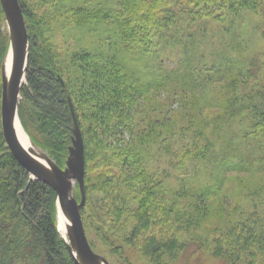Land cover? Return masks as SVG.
<instances>
[{
  "label": "trees",
  "instance_id": "trees-1",
  "mask_svg": "<svg viewBox=\"0 0 264 264\" xmlns=\"http://www.w3.org/2000/svg\"><path fill=\"white\" fill-rule=\"evenodd\" d=\"M19 1L30 41L19 115L64 167L71 97L85 147L87 235L118 250L122 239L153 264H172L190 242L226 264H264V83L236 41L263 0ZM212 22L224 42L213 75L195 63ZM73 30L75 45L54 42ZM169 47L184 57L175 68L160 61ZM8 48L0 2V264H76L58 229L57 192L31 179L4 136Z\"/></svg>",
  "mask_w": 264,
  "mask_h": 264
},
{
  "label": "water",
  "instance_id": "water-1",
  "mask_svg": "<svg viewBox=\"0 0 264 264\" xmlns=\"http://www.w3.org/2000/svg\"><path fill=\"white\" fill-rule=\"evenodd\" d=\"M0 2L9 35V48L1 64L2 127L7 145L18 161L30 172L31 179L42 180L57 192L58 229L61 219L66 227V236L62 234L61 236L76 264H110L104 256L93 250L82 218V210L86 203L85 147L71 97L69 96V101L74 119V135L64 167L29 136L28 146L23 145L19 139L18 123L22 126L19 101L22 88L27 82L30 41L20 1ZM76 185L80 188L81 200L75 196Z\"/></svg>",
  "mask_w": 264,
  "mask_h": 264
},
{
  "label": "rangeland",
  "instance_id": "rangeland-1",
  "mask_svg": "<svg viewBox=\"0 0 264 264\" xmlns=\"http://www.w3.org/2000/svg\"><path fill=\"white\" fill-rule=\"evenodd\" d=\"M198 23L200 22H197V25L192 26L193 31L191 32L194 35L196 34V32L198 35V31L200 28ZM212 25L214 28H212L209 24L207 25V30L204 31L210 37L209 41L206 43V45H204L203 48V50L206 51V57L201 62L196 61L195 63L196 64L199 63V65H201V67L198 66L199 68H202V66L208 67L209 70H207V72L213 75L215 70L218 69V67L215 65H217L220 62L218 53L215 54L214 51H217V48L221 49L222 47H224L223 46L224 42H222L223 40L221 41L222 39L221 31L220 30L218 31V28H220L221 25L215 22H212ZM204 28L206 29L205 26H203V29ZM6 29H7V25H6ZM213 30L214 33H212ZM76 32H78V30H73L71 32H68L70 37H64L63 32H61L55 34L54 37L52 38L55 43H59L60 47L68 46V44L75 45L76 41L73 38V34ZM199 34L201 35V32ZM238 34L239 37L236 35L237 37L236 41L242 42V45L245 46L244 53L246 52L247 55H251L253 57L252 59V62H254L253 69L254 71H256L255 75L258 78L255 81H258L259 83H264V0H263V9L261 10V12L257 15L249 14L248 18H245L243 20L242 25L238 29ZM228 48L232 49L231 47ZM154 49H160V48L154 47ZM230 52L233 55H235V51L230 50ZM182 57L183 55L181 54L180 49L169 47V49L163 51L160 61H162L165 66L167 65L169 67L175 68L179 64L180 60L183 61L184 57L183 58ZM21 98H22V94H21ZM177 106L178 103H174L173 108L176 109ZM157 170L158 173L161 174V159L158 161ZM179 181L180 180L178 178L175 177L171 178V184L173 186H178ZM185 237L187 240L188 237L187 234H185ZM88 239L89 242L90 240L96 242V246L94 248L92 247L93 250L98 254L104 256L109 261L110 264H127L128 261L131 262L132 264H153L152 262L149 261L148 258L145 257V255L139 248L134 246L130 247V245L125 244L126 242H124L122 239L117 240L118 242L117 247L120 246L118 247L119 250L114 247L111 248L107 246L95 235H89ZM190 243L191 244L188 247V249L185 252H183L182 255L172 264H226L220 258L212 257L210 255V252L206 251V249L201 250L198 247V245H196V243L194 242H190Z\"/></svg>",
  "mask_w": 264,
  "mask_h": 264
},
{
  "label": "bare ground",
  "instance_id": "bare-ground-1",
  "mask_svg": "<svg viewBox=\"0 0 264 264\" xmlns=\"http://www.w3.org/2000/svg\"><path fill=\"white\" fill-rule=\"evenodd\" d=\"M9 60L10 59H8V62ZM17 132H18L19 139L23 143V145L28 146L30 144V139L20 123H18ZM59 229H60L61 234L66 236V227H65L64 222L61 219H59Z\"/></svg>",
  "mask_w": 264,
  "mask_h": 264
}]
</instances>
